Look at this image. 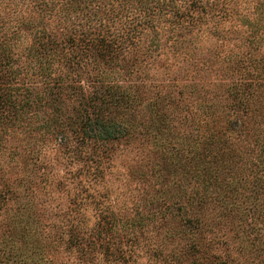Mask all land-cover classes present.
I'll use <instances>...</instances> for the list:
<instances>
[{"label": "trees", "instance_id": "1", "mask_svg": "<svg viewBox=\"0 0 264 264\" xmlns=\"http://www.w3.org/2000/svg\"><path fill=\"white\" fill-rule=\"evenodd\" d=\"M32 135H71L102 176L142 136L179 176L132 207L80 177L71 202L99 212L70 223L75 264H264V0H0V207Z\"/></svg>", "mask_w": 264, "mask_h": 264}, {"label": "rangeland", "instance_id": "2", "mask_svg": "<svg viewBox=\"0 0 264 264\" xmlns=\"http://www.w3.org/2000/svg\"><path fill=\"white\" fill-rule=\"evenodd\" d=\"M139 137L138 141L144 146L125 140L106 146L103 153L106 159L99 169L104 171L102 176L94 170L97 164L86 173L88 166L80 161V154L83 158L85 154L98 153L80 145L71 135L67 140H60L57 135L49 138L32 135L30 141L35 154L14 155L19 159L16 157L10 164L12 170L18 171V176H11L16 179L11 185L10 200L7 206L0 207V264H22L19 254L14 255L21 249L27 256L26 264L32 258H43L40 264H49L50 256L54 258L51 264H75L77 251L67 249L70 223L85 220L91 227L99 212L95 204L86 201V193L81 188L77 203L71 202L80 177L91 180L95 190L107 195L102 197L104 205L130 207L139 200H149L151 194L165 190L168 183L172 185L178 180L175 172L166 175L167 165L173 167L166 160L161 164L163 175L151 171L154 163L161 162L162 158L154 153L145 137ZM28 176L32 182L26 181ZM175 187L176 184L172 185V189ZM171 244L179 246L176 241ZM136 264L160 262L142 252Z\"/></svg>", "mask_w": 264, "mask_h": 264}]
</instances>
